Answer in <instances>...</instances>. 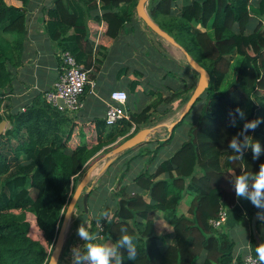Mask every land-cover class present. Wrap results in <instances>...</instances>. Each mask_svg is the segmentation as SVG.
Wrapping results in <instances>:
<instances>
[{"label": "trees", "instance_id": "1", "mask_svg": "<svg viewBox=\"0 0 264 264\" xmlns=\"http://www.w3.org/2000/svg\"><path fill=\"white\" fill-rule=\"evenodd\" d=\"M95 1L53 0L46 9L45 34L59 51H68L85 69L91 68L93 56L87 38L88 18L101 21L102 34L114 38L135 13L136 0H99L101 13L90 16ZM20 2L21 6L15 7L0 0V120L6 121L0 135V264H46L65 206L87 161L117 138L125 140L141 129L162 103H172L186 87L184 78L188 74L175 70L180 74L176 78L172 70L165 69L157 78V86L142 90L144 98L155 95L151 101L129 113L127 120L119 119L112 125L95 114L87 119L93 125L94 138L89 143L87 133L85 138L79 131L77 143L71 146L76 121L47 103L41 93L33 94L17 108L4 104V97L11 91L13 70L21 64L26 35V1ZM249 4L250 0H180L179 5L176 0H147L150 19L206 70L209 80L193 103L203 100L197 119L187 129V138L151 173L140 170L132 179L136 190L129 192L123 186L111 193L115 207L100 234L114 246L122 234L121 227H126L137 247L134 261L127 259L126 249L119 250L122 264H194L201 254V264L232 261V240L213 229L209 220L233 202L235 189L228 169L235 175L254 174L264 163V0H257L253 9ZM251 13L257 22L245 33ZM92 59L95 70L97 59ZM132 75L136 79L128 82L129 93L136 91L143 74L135 71ZM183 118L164 140L155 142L153 150L143 147L139 153L152 154L149 158H153L154 150L172 139L173 129ZM257 120L255 129L244 131L246 123ZM245 137L249 143L260 144L255 159ZM233 139L240 152L230 147ZM233 156L240 157L231 159ZM159 174L167 177L158 179ZM141 191L147 193L145 197ZM184 194L191 199L185 214L177 215L175 206ZM74 207L83 212L80 199ZM257 209L252 206V210ZM26 213L33 216L31 224ZM155 214L171 227L167 245H158L159 238L153 233ZM32 224L45 245L29 235ZM251 254L256 257L255 250ZM77 258L74 264H80Z\"/></svg>", "mask_w": 264, "mask_h": 264}, {"label": "crops", "instance_id": "2", "mask_svg": "<svg viewBox=\"0 0 264 264\" xmlns=\"http://www.w3.org/2000/svg\"><path fill=\"white\" fill-rule=\"evenodd\" d=\"M3 1L6 4L15 7L21 6L20 0H3ZM25 1L26 2L24 8H25V16H26V23H25L26 35L23 44L21 64L13 70L14 73L10 85L11 91L8 95L4 97V104L8 105L10 109L17 108L21 106L23 103L28 102L31 96L35 93L39 92L43 94L45 91L51 89L52 84L57 79V74H58L57 73L58 61L56 55L59 52V49L56 46L55 42L47 37L44 31L45 20L47 19L46 9L52 6L53 0H25ZM256 2L257 0H250L249 7H251V5L254 7ZM176 4L179 5L180 0H176ZM122 10L124 9L122 8ZM100 13H101V3L99 0H96L94 8L89 10L88 14L92 16L94 14L99 15ZM250 17L251 18L247 23L246 30L244 31L245 33L250 32L253 26L255 25V23L257 22V18L254 14L251 13ZM130 20H131L130 22L128 21L124 22L123 28L114 38H110L105 34H102L101 27L103 28V24L101 21L94 22L90 18H88L87 20V28H88L87 38L90 41V45L92 47V53H93V56L90 57L91 68L88 70H90L91 72V75L90 74L89 75L91 76L90 80L92 81L93 86L90 88L87 87L85 94L82 96V100H81L82 108H83L82 111L77 112V114L71 115L77 123L70 138L71 146L77 143L79 131H82L84 134L86 133L84 124L87 123L90 124V122H88L87 119L93 118L95 114L103 117L104 102L107 100L108 95L111 91L113 90L125 91L127 95L126 108L128 112L130 106V104L128 103L129 97L127 93L128 82L130 80L136 79V77H134L132 73H134L135 71H141L139 64H140V59H143L144 56H146V58L143 61V65H145V63L148 64L149 61L150 62L153 61L152 55L148 52V48L150 47V43L152 42L151 37L153 34L148 30L146 31L144 27H142L143 26L142 22L139 20V18L136 16L135 13L131 16ZM94 57L95 59H97V63L95 64L96 67L95 70L92 68L93 67L92 64H94L92 58ZM156 61L159 64H162L161 60L156 59ZM175 70L183 73L184 75L187 74L190 75L193 74L194 72V71L193 72L190 71L189 74L185 70H181V68H179L175 64V69L172 71L176 78H178V74L175 72ZM138 77L139 76H137V78ZM139 80L141 84L142 81L140 78ZM138 86H136V88ZM135 90L136 91L134 93H130V94H136L137 89ZM164 94L165 93L163 92V95ZM8 97L9 100H7ZM153 97H155V95L147 97L149 99L148 101H146V103L151 101ZM147 98L143 97V99H147ZM199 102L203 103V100ZM152 115L159 116V114H157L156 112L152 113ZM171 122L156 124V126H154V130L156 129V127L157 129L154 132L157 133V131H159L162 127H164L168 132L167 126H169ZM90 125L91 127H93L92 123ZM144 125L145 123L143 124L142 127H144ZM173 127H171L170 131L172 130ZM175 135H176L175 138L179 135L178 131H176ZM150 136L152 135L149 134L148 140L142 143H144L143 146H151L152 144L153 145L152 148L154 149V147L156 146L155 142L158 141L153 142L151 139H149ZM85 138H86V134H85ZM156 139L160 140L161 138H156ZM139 144L129 148V150L135 147L140 149ZM160 147L163 148V150H168V151L161 150L159 152L158 155L159 161L154 164L155 165L154 169L162 160H165L167 157H169V155L175 149L174 147L172 150H170L172 147H169L168 142H163ZM149 156L147 155L142 157H149ZM117 157L118 155L115 158ZM131 158H134V156ZM138 159L141 160V158L139 157ZM220 159H222V161L225 160L224 156H222ZM113 162L114 161L112 160L111 163L105 169H100L96 172H90L87 182V185H89L90 190L86 198V211L83 210V212L80 214V212L76 211L75 207L73 208V211L70 215V218L66 224L63 233L62 249L58 257L57 264H74L77 254L82 245V238L78 235L77 232L78 227L81 225H83L86 228V230L89 231L90 235L94 236V240L90 242H96L99 244L103 243L106 246H112V242L107 236L103 237L100 234L98 236L97 231L94 229V222H96V220L101 214L99 210H101L102 212L106 211L107 213H109V206H110L109 204L113 203L112 206L115 207V201L114 199L113 200L111 199V195H110V198L107 199L105 205L100 206L99 204L102 203L103 201L100 202L98 199H96L94 205H92L91 197H92V192L96 185H91V184L93 183L94 180H99L98 178L99 176L108 175L109 179L111 180L112 175L110 176L107 171L108 168L114 164ZM222 164H223L222 168L224 169L225 163ZM140 169L141 168L138 166L137 170L140 171ZM127 170H125L124 172H127ZM166 177H167L166 174L165 175L159 174L157 176L158 179H162ZM122 186H125L127 190H129V192L136 190V186L133 184L132 181L131 182L129 181V184L127 185L123 184ZM140 194L143 197H145L147 193L145 191H141ZM187 195L188 194H184L179 197L175 206V212L177 215L185 214L191 199V198H186ZM186 202L188 203V205L185 206ZM252 206L253 203L251 202L250 199L242 198V197L237 198L235 192H234L233 202L230 203L229 205L223 206V209H225L226 212V218L223 224L221 225L219 231L226 233L227 236L233 242L232 250H231L232 261L230 264H234L235 262L240 261L242 257L245 256L247 253H251L252 250H255V247L257 245L264 243V219L258 218L255 220L254 233H252L250 226V220L252 215L256 213H264V208H258L257 210H252ZM29 216H30V220H33V216L31 215ZM152 221H153V233L155 236L159 238L158 245L161 246L162 244L164 245L169 244L170 238L172 237L171 234L172 230L170 225L159 214H155L153 216ZM128 223H130V220H128ZM30 234L32 236L31 238L40 240L37 239L39 233L37 229L33 227V224L32 227H30ZM203 258L204 255L201 254L196 259V262L194 264H201Z\"/></svg>", "mask_w": 264, "mask_h": 264}, {"label": "rangeland", "instance_id": "3", "mask_svg": "<svg viewBox=\"0 0 264 264\" xmlns=\"http://www.w3.org/2000/svg\"><path fill=\"white\" fill-rule=\"evenodd\" d=\"M146 4H147V2H146ZM251 9H253L252 5H251ZM145 10L147 12L146 5H145ZM142 25H143L142 27H144V29L147 31V29L145 28V24L143 22H142ZM151 39H152V42L150 43V47L148 48V52L152 55V59H153L154 63H153V61H151V62L149 61L148 64L145 63V65H143V61L145 60L146 56H144L143 59H140L139 66H140V70L142 71V74H143L142 77L140 78L142 83L136 88L137 89L136 94H130L126 90L128 92V97H129L128 103L130 104L129 109H128V113L137 111L144 103H146V101H148L149 98L143 99L142 90L148 89V87L157 86L156 84L159 83L157 78H159L161 76V73L164 71V69L174 70L175 64H176L179 68H181V70H185L189 74H190V71H193L189 66L188 67L190 68V70L187 69L186 65H188V64L186 63L183 55L180 53V51L178 49L169 45L166 41H164L162 38L156 36L155 34L152 35ZM156 59L162 61L163 68L159 67L161 64H159L156 61ZM150 60H151V58H150ZM169 60L175 64L171 63ZM194 74H190L184 78V84L186 83V85H184V86H186V87H182L181 95L178 96L170 104L162 103L160 106H158L152 113L156 112L157 114H159V116L151 114L150 117L145 122L144 127H142V128H154V126H156V124L169 123V122L174 121L178 118L179 113L182 111V108H183V106H184V104L188 98L185 100V102H183V99L185 98V96H188L190 92H192V91H190L191 85H194V83L196 82L197 74L196 73H194ZM178 75H180V74H178ZM154 76H156V77H154ZM88 78L90 79L91 76L88 75ZM87 87L90 88L89 86H87ZM201 107H202V102L195 103L193 105V107L190 109V111L188 112V114L183 118L182 122L176 128H174V130L172 132V139L168 142L169 147H172L170 150H172L182 140H185L187 138L186 137L187 136V129L197 119V117L200 113ZM84 127H85V130L87 133V137L89 139L88 142L90 143L92 136H93V129L90 126V124H88V123L85 124ZM156 129H157V127H156ZM155 130H153V132L150 133V135H152V136H150V138H149L153 142L157 141L156 138H161L162 140H164L166 138L167 131L164 127H162L159 131H157V133L154 132ZM176 131H178L179 135L175 138ZM121 141H123L121 137L117 138L115 142L107 145L101 151H99L93 157H91L87 161L83 172L79 175V180L89 167H92V170L90 172H96V171L102 169L103 164L106 161V158H104V154L107 153L113 146L117 145ZM143 144L144 143L139 144L140 149L135 147V148L128 150L124 153L123 152L120 153L117 158L113 159L114 164L112 166H110L108 168V171H107L110 176L112 175L111 180L109 179V177L107 175V176H99L98 177L99 180L93 181V183L91 185H96V186L92 192V197H91L92 205H94L96 199H98L100 202L103 201L102 203L99 204L100 206L105 205L107 199L110 198V195L112 192L117 191L118 188H124L122 185L123 184H126V185L129 184V181L131 182L132 179L140 172L139 170H137L138 166L141 168L140 170H147V172H149V173H151L154 170V166H155L154 164L159 161L158 155H159V152L161 150H163V148L159 147L158 149H155L154 150L155 154H154L153 158H149V157H151V156H149V154H144V156L148 155L149 157H142V154H140L139 151L142 150L143 147H147L150 150H153L152 144H151V146H143ZM163 151H168V150H163ZM132 153H135V154H132ZM133 156H134V158H131ZM138 157L141 158V160H139ZM125 169H128L127 172H124ZM96 175H99V174H96ZM186 198H190V196L187 195ZM78 200H77V202H78ZM112 204L113 203L109 204L110 206H109L108 215H111L112 210L114 208V206H112ZM186 205H188L187 202H186L185 206ZM99 211H100V213H102L101 210H99ZM29 214L30 213H26V219L29 220V223L31 224L32 220H30ZM29 235L31 236L30 230H29ZM37 237H38L37 239H40V241L45 245V242L42 239L41 235L39 234ZM101 244H103V243H101Z\"/></svg>", "mask_w": 264, "mask_h": 264}, {"label": "built area", "instance_id": "4", "mask_svg": "<svg viewBox=\"0 0 264 264\" xmlns=\"http://www.w3.org/2000/svg\"><path fill=\"white\" fill-rule=\"evenodd\" d=\"M57 79L53 82L51 89L45 91L42 96L44 100L64 110L67 115L71 116L77 114L82 109L81 97L84 87H92L93 83L88 78L90 70L83 68L77 64L74 57L68 51H59L57 53ZM61 99L62 106H59L56 99ZM127 95L124 90H113L109 93L107 100L104 102V115L103 119L106 125H112L119 119H128L129 115L126 108ZM134 126L130 128L129 133L132 132ZM128 133V134H129ZM108 216H102L94 222V229L99 236L103 229L104 222ZM225 209H219L217 215L209 220V224L213 229L219 230L225 221ZM101 235V234H100ZM88 241L82 239V245L77 254L80 264H90L89 260L82 259L86 253L85 245ZM96 243V242H92ZM76 257V258H77ZM257 257L251 253H247L242 259L234 264H257Z\"/></svg>", "mask_w": 264, "mask_h": 264}, {"label": "water", "instance_id": "5", "mask_svg": "<svg viewBox=\"0 0 264 264\" xmlns=\"http://www.w3.org/2000/svg\"><path fill=\"white\" fill-rule=\"evenodd\" d=\"M147 0H136L134 11L136 16L145 24V26L149 29L152 34L162 38L171 46L178 49L181 54L183 55L186 63L188 66L197 74V79L195 85L192 89L191 94L189 95L188 99L186 100L182 111L179 113L178 118L175 121H172L169 126H167L168 132L170 131L171 127L175 125L183 116L189 111L192 107L193 103L196 99L200 96V94L206 89L208 85L209 75L198 63H196L183 49L179 46L171 36H169L166 32L161 30L148 16V13L145 10ZM56 102L59 106H62L61 99H56ZM6 126V121L4 119L0 120V135L2 134L4 128ZM154 130V128H141L136 131L133 135L126 138L125 140L121 141L117 145L113 146L107 153L104 154V158H106L105 163L103 164L102 169L107 167L111 161L124 150L129 149L148 140L149 134ZM92 167H89L86 172L82 175L80 180L77 182L76 186L74 187L71 196L65 206L64 212L62 214L61 223L59 225L57 235L55 241L53 243V247L49 253L48 259L46 264H57L58 257L60 255L63 243V233L66 227V224L70 218V215L73 211V208L78 199L81 200V204L83 210L86 211V198L88 192L90 190L89 185H87L88 177L90 175V171ZM228 173L231 175V178L234 182L236 175L232 174L235 173L232 169H228ZM258 213L252 215L250 220L251 231L254 233V223L255 220L258 219Z\"/></svg>", "mask_w": 264, "mask_h": 264}, {"label": "clouds", "instance_id": "6", "mask_svg": "<svg viewBox=\"0 0 264 264\" xmlns=\"http://www.w3.org/2000/svg\"><path fill=\"white\" fill-rule=\"evenodd\" d=\"M240 116L243 117L244 113L237 109ZM259 123V120L246 123L244 125V131L248 129H255ZM246 146L251 147L253 152V159L259 156L261 148L258 142L249 143L248 138L245 137ZM230 147L236 152H240V147L237 144L236 139H233L230 143ZM240 156L230 157L231 159H237ZM235 174V173H232ZM251 181V186L250 182ZM234 189L237 198L250 199L253 205L257 208H264V163L259 166L258 173L254 174H240L236 175L234 180ZM102 216H107V212H102ZM260 219H264V213L257 214ZM121 236L114 246H106L104 244L92 243L94 236L90 235L89 231L81 225L78 227V235L86 243V253L82 259L90 261V264H112L113 258H115V264H122V256L119 254L120 249L127 250V259L134 261L137 257V247L134 243L135 238L132 235L127 234V228L121 227ZM244 250V249H242ZM255 253L257 257V264H264V243H261L255 247ZM77 259H81L78 257Z\"/></svg>", "mask_w": 264, "mask_h": 264}]
</instances>
